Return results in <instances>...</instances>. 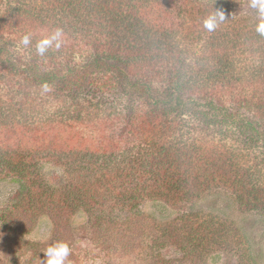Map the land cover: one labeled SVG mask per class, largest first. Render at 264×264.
<instances>
[{"label":"trees","instance_id":"trees-1","mask_svg":"<svg viewBox=\"0 0 264 264\" xmlns=\"http://www.w3.org/2000/svg\"><path fill=\"white\" fill-rule=\"evenodd\" d=\"M195 1L0 0V73L57 93H49L36 125L20 118L2 127L1 171L34 192L46 186L53 199L56 191L37 171L42 160L97 168L101 176L83 178L74 191L96 200L107 190L132 208L143 202L141 193L167 192L177 207L221 185L243 210L263 216L264 40L237 30L228 42L226 34L219 45H199L202 37L187 23L201 12ZM187 39L199 42V55ZM65 49L80 58L58 57ZM107 109L112 115L101 116ZM211 133L234 140L228 153L217 136L208 140ZM196 216L163 228L161 240L178 244L205 230Z\"/></svg>","mask_w":264,"mask_h":264},{"label":"rangeland","instance_id":"rangeland-1","mask_svg":"<svg viewBox=\"0 0 264 264\" xmlns=\"http://www.w3.org/2000/svg\"><path fill=\"white\" fill-rule=\"evenodd\" d=\"M194 6L201 12L188 18L187 23L194 36L202 37L199 45H219L221 36L226 34L228 42L229 34L237 30L256 32L264 40L260 0H196ZM201 13L204 20H199ZM220 13L224 16L222 20ZM212 16L216 22L209 29L205 21ZM211 35L213 40H209ZM187 41L194 43L199 55V42ZM63 53L81 56L76 50L65 49L58 57ZM21 77L0 73V132L3 126L20 118L21 124L36 125L41 116L46 117L48 103L51 104L50 87ZM11 96L14 100H10ZM66 101L71 106L73 101L69 98ZM127 103L119 106L118 112ZM140 107L148 111L146 106ZM100 115L108 117L112 110ZM216 136L219 148L228 153L234 140L222 142L213 133L208 140ZM236 148L234 145L232 150ZM2 155L16 157L15 153L9 155L8 150ZM41 163L42 168L37 171L44 185L56 191L53 199L46 194V186L39 187L40 193L34 192L28 186L15 184L0 169V264H46L47 249L59 243H66L71 249L64 264H264V215L243 210L248 207L236 202L221 185L205 186L189 202L177 207L168 201L167 192L141 193L144 204L132 208L114 199L105 189L98 191L105 192L104 197L96 200L92 197L86 200L85 195L74 191L83 178L101 176L97 168L89 173L75 167L55 166L46 160ZM261 172L264 175V170ZM117 187L119 184L111 190L118 192ZM185 215L190 218L197 215L196 219L206 223L205 230L184 237L178 244L170 239L161 240V230L173 223L179 226Z\"/></svg>","mask_w":264,"mask_h":264},{"label":"clouds","instance_id":"clouds-1","mask_svg":"<svg viewBox=\"0 0 264 264\" xmlns=\"http://www.w3.org/2000/svg\"><path fill=\"white\" fill-rule=\"evenodd\" d=\"M255 7V2L253 4ZM260 11L261 14L264 15V0H260ZM220 19L222 20L224 18L223 14L220 13ZM216 22V17L212 16L207 21H205V27L211 29L214 27ZM261 30L264 31V24L261 25ZM55 39V37H53ZM29 42V38L27 36L24 37L23 43L27 45ZM50 43L49 40L45 39L39 46L38 50L43 53L45 50L46 45ZM71 252L70 247L66 243H59L55 246L49 247L45 253L47 256V262L46 264H64V261L69 256Z\"/></svg>","mask_w":264,"mask_h":264}]
</instances>
